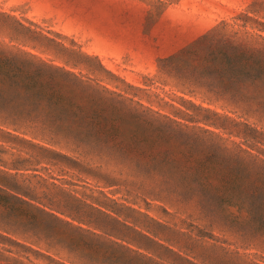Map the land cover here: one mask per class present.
Masks as SVG:
<instances>
[{
  "label": "rangeland",
  "instance_id": "1",
  "mask_svg": "<svg viewBox=\"0 0 264 264\" xmlns=\"http://www.w3.org/2000/svg\"><path fill=\"white\" fill-rule=\"evenodd\" d=\"M0 264H264V0H0Z\"/></svg>",
  "mask_w": 264,
  "mask_h": 264
}]
</instances>
